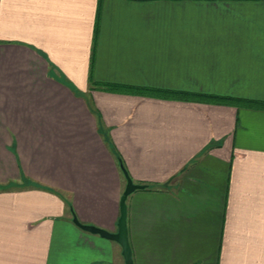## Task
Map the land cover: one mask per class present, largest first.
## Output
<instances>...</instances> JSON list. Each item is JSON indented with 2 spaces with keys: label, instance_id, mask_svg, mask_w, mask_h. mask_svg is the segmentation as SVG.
Here are the masks:
<instances>
[{
  "label": "crops",
  "instance_id": "obj_1",
  "mask_svg": "<svg viewBox=\"0 0 264 264\" xmlns=\"http://www.w3.org/2000/svg\"><path fill=\"white\" fill-rule=\"evenodd\" d=\"M264 264V0H0V264Z\"/></svg>",
  "mask_w": 264,
  "mask_h": 264
},
{
  "label": "water",
  "instance_id": "obj_2",
  "mask_svg": "<svg viewBox=\"0 0 264 264\" xmlns=\"http://www.w3.org/2000/svg\"><path fill=\"white\" fill-rule=\"evenodd\" d=\"M123 171L127 178V186L121 198V204H120L121 215L118 221V231L109 232L105 229H102L96 226L85 225V224L80 223L76 217H74V222L85 231H88L93 234H98L101 237L118 242L123 249L122 253L125 258V264H134L133 256H132V249H131L129 237H128L126 200L130 194H132L138 189H143L144 186L135 184L134 181L131 179L130 175L128 174V172L124 168H123Z\"/></svg>",
  "mask_w": 264,
  "mask_h": 264
}]
</instances>
